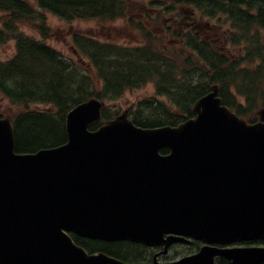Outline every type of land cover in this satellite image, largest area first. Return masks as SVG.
<instances>
[{"label":"water","instance_id":"95a60500","mask_svg":"<svg viewBox=\"0 0 264 264\" xmlns=\"http://www.w3.org/2000/svg\"><path fill=\"white\" fill-rule=\"evenodd\" d=\"M100 106L92 100L72 110L66 144L34 155L15 154L11 124L0 120V264H125L87 254L65 231L163 253L181 236L264 240V109L247 124L214 90L198 101L195 118L174 128L142 129L124 115L89 131ZM216 256L260 264L264 248L203 247L165 264H213Z\"/></svg>","mask_w":264,"mask_h":264},{"label":"trees","instance_id":"16d2710c","mask_svg":"<svg viewBox=\"0 0 264 264\" xmlns=\"http://www.w3.org/2000/svg\"><path fill=\"white\" fill-rule=\"evenodd\" d=\"M42 12L66 21L126 19L124 0H36ZM195 10L211 18L224 16L233 33L230 42L243 47L237 61L203 43L194 34L182 36L175 54L147 37L145 45L121 46L83 36H73L88 64L75 63L44 41L26 36L20 27L49 35L45 16L24 0H0V45L14 41L16 53L0 59V92L23 110L13 117L15 151L32 153L66 141L65 118L73 107L91 99H120L125 91L152 83L154 95L136 102L129 117L141 128L176 126L195 115V103L218 88L222 103L238 116L256 121L254 113L264 106V0H187ZM250 33V45L245 36ZM157 42V43H156ZM258 61L249 66L245 62ZM164 99L161 100V99ZM31 105L49 107L46 111ZM115 113L104 109L102 120ZM98 126L92 125L94 129ZM166 153V151H162ZM89 252L102 251L129 263L148 261V250L130 243H103L75 237ZM217 264H230L223 258ZM264 264V263H261Z\"/></svg>","mask_w":264,"mask_h":264},{"label":"rangeland","instance_id":"374dc122","mask_svg":"<svg viewBox=\"0 0 264 264\" xmlns=\"http://www.w3.org/2000/svg\"><path fill=\"white\" fill-rule=\"evenodd\" d=\"M35 5L34 0H28ZM130 8V17L135 24H140L144 32H138L134 27H131L127 21H116L113 23H98L96 21H72L67 22L61 20L50 13L43 12L47 18L49 26L52 28L51 40L47 42L55 49L60 51L64 56L76 59L74 53V45L72 36L75 33H83L91 37H95L104 41L119 42L120 44H138L141 36L144 33H151L158 40L159 44L164 48H169L175 54L179 53L181 47L180 37L174 34L173 28L177 31L190 30L196 28L199 31L200 37L207 42L208 45L215 48L219 53L229 55L231 60L237 61L240 55V45L230 46L228 44V36L233 33L229 23L224 22V18L219 19L202 16L195 10L193 6L187 3V0H124ZM167 8V11H164ZM170 19H175L169 23ZM163 20H167V25L170 30L166 29ZM187 24V27L178 28V24ZM208 24L211 30L204 28L203 25ZM25 33L37 39L39 37L27 30ZM264 41V34H262ZM176 41V42H172ZM157 43V42H156ZM14 43H8L0 47V57L3 59L10 58L14 53ZM257 60L250 62L247 60L245 64L254 66ZM154 93L153 85H148L145 88L137 91L127 92L120 100L106 103L111 110H119L122 113L124 110L135 104L138 99L150 96ZM38 109H43V106H38ZM14 110L0 95V114L5 117H10ZM254 115H256L254 113Z\"/></svg>","mask_w":264,"mask_h":264},{"label":"flooded vegetation","instance_id":"af4514ba","mask_svg":"<svg viewBox=\"0 0 264 264\" xmlns=\"http://www.w3.org/2000/svg\"><path fill=\"white\" fill-rule=\"evenodd\" d=\"M192 246L193 247V251L194 252H196L197 250H198V248H199V243H197V242H194V241H190V242H187V243H184V244H176V245H174L171 249H170V251H169V253H171V252H173L174 251V253H177V251L178 250H181V249H184V248H186L187 246ZM239 246H248V245H239ZM179 247H181L180 249H178ZM160 249H156V250H154V253L156 252V251H159ZM166 259V258H165Z\"/></svg>","mask_w":264,"mask_h":264}]
</instances>
